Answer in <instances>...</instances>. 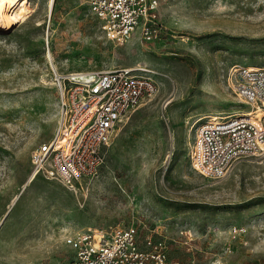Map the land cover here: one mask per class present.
<instances>
[{
    "label": "rangeland",
    "instance_id": "obj_1",
    "mask_svg": "<svg viewBox=\"0 0 264 264\" xmlns=\"http://www.w3.org/2000/svg\"><path fill=\"white\" fill-rule=\"evenodd\" d=\"M166 35L117 45L87 0H9L0 29V264H68L82 228L164 237L175 264H264V155L209 180L190 165L196 120L245 111L234 66L264 67V0H158ZM49 10V11H48ZM139 67L157 85L119 123L98 175L67 189L30 174L54 132L59 74ZM209 120V119H205ZM155 230V233H151Z\"/></svg>",
    "mask_w": 264,
    "mask_h": 264
},
{
    "label": "built area",
    "instance_id": "obj_2",
    "mask_svg": "<svg viewBox=\"0 0 264 264\" xmlns=\"http://www.w3.org/2000/svg\"><path fill=\"white\" fill-rule=\"evenodd\" d=\"M87 6L99 30L117 45L136 31L145 43L166 35L158 0H87ZM52 75L58 96L56 126L51 137L31 151L30 174L75 189L98 175L119 123L155 94L157 85L139 67L65 74L54 70ZM228 86L246 110L192 125L190 165L209 180L222 179L238 162L264 155V67H232ZM64 243L74 251L68 264H175L168 261L163 236L146 237L140 247L133 225L82 228L67 234Z\"/></svg>",
    "mask_w": 264,
    "mask_h": 264
},
{
    "label": "bare ground",
    "instance_id": "obj_3",
    "mask_svg": "<svg viewBox=\"0 0 264 264\" xmlns=\"http://www.w3.org/2000/svg\"><path fill=\"white\" fill-rule=\"evenodd\" d=\"M53 3H54V0H49V2H48L50 11H51V8L53 6ZM8 4H9V0H0V29H4V30H9V28L11 27L9 20L4 15V9H5V7L8 6ZM221 115L222 114H220V113H216L213 115L212 114L211 115H205L202 118L200 117L199 120L209 119L210 121H214V120L225 119V118L229 117V116L223 117Z\"/></svg>",
    "mask_w": 264,
    "mask_h": 264
}]
</instances>
